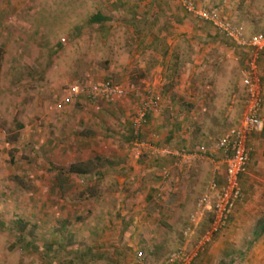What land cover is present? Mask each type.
I'll return each instance as SVG.
<instances>
[{
	"label": "rangeland",
	"instance_id": "obj_1",
	"mask_svg": "<svg viewBox=\"0 0 264 264\" xmlns=\"http://www.w3.org/2000/svg\"><path fill=\"white\" fill-rule=\"evenodd\" d=\"M189 1L242 26L244 37L264 34V0ZM172 20L193 27L178 34ZM208 38L226 54L212 51ZM160 51L166 57L158 77L150 57ZM251 55L179 0H0V264H144L138 252L158 262L186 241L195 249L210 219L192 228L189 215L212 179L211 164L174 165L162 151L209 147L237 125L246 110L239 72ZM254 66L264 95V50ZM105 81L123 95L87 92ZM67 94L74 95L64 103ZM146 98L144 145L135 148L130 122ZM174 100L184 123L173 127L172 117L180 119ZM261 108L260 146L249 147L248 158L261 150L264 166ZM87 160L88 175L65 172ZM160 167L168 171L162 179ZM230 220L194 259L209 245L220 250L216 264L247 263L252 223L243 222L236 244ZM187 228L192 233L183 239Z\"/></svg>",
	"mask_w": 264,
	"mask_h": 264
},
{
	"label": "built area",
	"instance_id": "obj_2",
	"mask_svg": "<svg viewBox=\"0 0 264 264\" xmlns=\"http://www.w3.org/2000/svg\"><path fill=\"white\" fill-rule=\"evenodd\" d=\"M179 1L188 13L200 21L207 22L225 40L233 43L237 48H246L251 52L252 59L248 61L247 68L241 69L239 72L245 91L246 110L237 125L227 129L209 147L200 145L188 152L175 151L171 153L166 150L162 151L163 154H171L176 159V164L188 163L194 159L201 158L213 166L221 165L222 183L218 184L213 179L208 181L194 205L193 212L189 215V222L192 228L203 217L209 216L210 219V229L201 238L195 249L186 248L184 244H181L158 262L143 261V257H140L141 255H138V252L137 261L144 264H191L199 247L209 240L213 233L225 227L236 204L242 197L238 186V178L246 172L249 154V150L245 146L246 139L262 127V119L260 117L261 94L254 63L258 54L264 50V34L258 33L244 37L242 26L221 19L214 12L196 8L189 0ZM87 92L94 97H119L124 93L122 89L116 88L109 81L90 85L87 87ZM73 95L67 94L63 97L62 102H70ZM145 100L130 122V139L132 146L135 148L144 145L143 142L138 140V134L145 122L146 113L151 108L150 99L147 100L146 98ZM160 174L162 177H166V169L162 168ZM191 233L192 229L187 228L183 232V239L189 237Z\"/></svg>",
	"mask_w": 264,
	"mask_h": 264
},
{
	"label": "crops",
	"instance_id": "obj_3",
	"mask_svg": "<svg viewBox=\"0 0 264 264\" xmlns=\"http://www.w3.org/2000/svg\"><path fill=\"white\" fill-rule=\"evenodd\" d=\"M160 12H161V10H160ZM163 13L165 14L164 11H163ZM181 21H182V24L180 25L179 23ZM181 21L175 22V20H172L170 23L174 28L179 27L178 34H181V32L184 33L186 31L190 30L191 27H193L192 23L189 24L187 22H183V20H181ZM184 24H186V25H184ZM182 25H184V26H182ZM198 25H200V23ZM164 27L166 28L167 26L164 25ZM209 39L210 38H208V40L206 39V41L208 43H210V48L212 51L216 50V52H218L220 54L221 53L226 54L224 51L226 49L222 50L220 48L223 46L222 43L218 47V43L216 41L214 43L212 42V41H214V39H210V40ZM164 41H166V40H164ZM164 41H162V46H164ZM151 44L152 43L147 44V45H150L148 47L154 48V46ZM144 45H146V44H143L140 47L143 48ZM215 46L218 49H216ZM139 53H140V51H139ZM162 53L160 51V53H158L157 55L150 57V61H152L154 63L155 62L158 63V66H157L158 77H160L161 72L164 74V70L162 67L163 62L161 59L166 57V56H165V53H163V54ZM206 58H207V56H206ZM147 61H148V59H147ZM213 74L216 75L215 70L210 71V75L212 76ZM211 76H210V78L213 79L214 77H211ZM160 80L161 79H159V81ZM261 95H262L261 107H263V104H264L263 92L261 93ZM172 104L174 105V108L178 109V111L173 110L174 116H176V118L177 117L179 118V116H180L179 106L176 105L175 100L172 102ZM172 118L174 120V117H172ZM146 120H148V116H145V122L143 123L142 126L145 125ZM173 120L170 121L171 122L170 126H173V127L174 126H181L184 123L183 122V120H184L183 115L180 116V119H178V121L172 122ZM165 124L163 122V125H165ZM142 126L139 130L138 140H140L139 135H140ZM258 133H259V131L255 132V133H253L247 137L245 146L248 150H249V147L254 149V147L260 146L261 141L258 138ZM128 141L131 142L130 137L128 138ZM260 155H261V150L260 151L254 150L253 153H251V155H250L251 159L248 158V162H247V166H246V172L239 176L238 186L241 190L242 197H241V200L236 204L232 215L229 217V219L231 218V220H230L231 223L229 224L230 228L228 230V232H229L228 236H229V239L230 240L232 239L233 242L236 244L238 243L240 237L242 236L240 230H242L243 222L247 221V222H249V224L252 223L251 237L254 240L252 241V245L250 246V248L247 251L248 252V255H247L248 261H247V263H242V264H260V262L264 260V233H263L264 231H262L263 234L260 233V231L264 227V224H263V226H261L262 222H264V187H263V185L261 186V184H260L262 182V180H264V166L262 165ZM248 156H249V154H248ZM253 161H256V163L253 164L252 163ZM172 163L174 165H177L175 158L173 159ZM162 168H165V167H160L158 169V176H159V178L161 177V179H162V176L160 174V171ZM165 169L167 171V168H165ZM211 172H212L211 178L213 180H215L218 184H221L222 183V167H221V165H215V166L211 165ZM117 173L127 174L126 169L118 170ZM167 174H168V171H167ZM263 184H264V182H263ZM164 187L167 188V186H164ZM155 188H159V183L156 185ZM193 210H194V207H193ZM244 232L246 233L247 231L245 230ZM186 242L183 243L185 246H186ZM237 248H239V247H237ZM219 253H220V250L215 251L212 247H209V245H207L205 248H203L202 252H200L198 254L197 258L191 262V264H214V263L216 264V261H214V259L215 260L217 259V257H215V256L219 255Z\"/></svg>",
	"mask_w": 264,
	"mask_h": 264
},
{
	"label": "trees",
	"instance_id": "obj_4",
	"mask_svg": "<svg viewBox=\"0 0 264 264\" xmlns=\"http://www.w3.org/2000/svg\"><path fill=\"white\" fill-rule=\"evenodd\" d=\"M92 20H101L100 16L95 13L94 15H92ZM183 152H188V151H184ZM91 160H87L85 162H75V163H70L67 170L65 171L68 174H75V175H88L89 173H91L92 171V167H91ZM264 222H262L263 226ZM21 229V228H18ZM84 253L89 254L87 251H85Z\"/></svg>",
	"mask_w": 264,
	"mask_h": 264
}]
</instances>
